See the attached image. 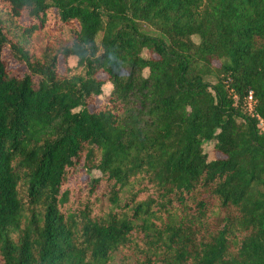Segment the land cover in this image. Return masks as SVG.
<instances>
[{
	"label": "trees",
	"instance_id": "1",
	"mask_svg": "<svg viewBox=\"0 0 264 264\" xmlns=\"http://www.w3.org/2000/svg\"><path fill=\"white\" fill-rule=\"evenodd\" d=\"M260 120L264 0H0V264H264Z\"/></svg>",
	"mask_w": 264,
	"mask_h": 264
},
{
	"label": "rangeland",
	"instance_id": "2",
	"mask_svg": "<svg viewBox=\"0 0 264 264\" xmlns=\"http://www.w3.org/2000/svg\"><path fill=\"white\" fill-rule=\"evenodd\" d=\"M143 28L145 30H147L148 32H155L151 27H149L148 25H145L143 24ZM194 40H197L196 38ZM76 60L77 58L74 57V56H70L68 59H67V64L71 67H74L75 64H76ZM60 69L62 70L63 69V66L60 67ZM111 89V85L110 84H106L103 86V90H104V93L107 94ZM259 127L264 130V122L262 120L259 121ZM212 148H213V142H205L204 145H203V150L207 153L208 155V158L209 159H212L215 154L213 153L212 151ZM219 156V154H217Z\"/></svg>",
	"mask_w": 264,
	"mask_h": 264
},
{
	"label": "built area",
	"instance_id": "3",
	"mask_svg": "<svg viewBox=\"0 0 264 264\" xmlns=\"http://www.w3.org/2000/svg\"><path fill=\"white\" fill-rule=\"evenodd\" d=\"M248 99H249V106L251 107V102H252L251 92L249 93Z\"/></svg>",
	"mask_w": 264,
	"mask_h": 264
}]
</instances>
